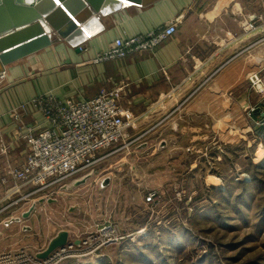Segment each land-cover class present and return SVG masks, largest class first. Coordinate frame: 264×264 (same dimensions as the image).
I'll return each instance as SVG.
<instances>
[{
    "label": "crops",
    "instance_id": "0c3cea01",
    "mask_svg": "<svg viewBox=\"0 0 264 264\" xmlns=\"http://www.w3.org/2000/svg\"><path fill=\"white\" fill-rule=\"evenodd\" d=\"M178 15L183 19L176 34L153 52L94 62L116 38L146 34ZM85 23L87 37L80 45L56 41L8 65L0 75V139L8 150L7 157L0 154V170L20 165L27 153L26 143L15 140V123L5 115L43 94L77 102L122 88L119 104L141 127L135 134L158 138L154 153L169 149L191 175L200 170L194 148L202 153L204 142L198 140L211 137V124L230 144L232 136L238 138L239 127L245 135L246 122L264 119V96L254 93L249 83L253 74L264 78V5L259 0H157L145 7L127 5L108 16L93 14ZM23 121L39 125L42 119L30 114ZM217 123L235 128L220 131ZM34 190L21 186L20 194L30 195L25 205L0 214L1 248L5 231L19 218L31 219L38 206L49 209L57 202L51 194L37 196L49 189L32 194ZM34 204V212L24 217Z\"/></svg>",
    "mask_w": 264,
    "mask_h": 264
},
{
    "label": "rangeland",
    "instance_id": "374dc122",
    "mask_svg": "<svg viewBox=\"0 0 264 264\" xmlns=\"http://www.w3.org/2000/svg\"><path fill=\"white\" fill-rule=\"evenodd\" d=\"M251 122L243 126L245 135L239 127L238 138L228 140L230 148L212 124L211 137L198 140L204 142L202 153L208 148L212 158L221 155L210 171L221 179L219 187L210 184L215 179L207 177L202 157L200 170L191 175L169 149L154 153L158 138L137 136V123L125 144L99 153L97 162L64 182L63 190L56 185L47 195L37 194H51L57 202L49 209L34 204L31 219L11 225L0 259L33 264L58 232L67 231L69 242L88 240L91 249L57 256L53 264H264V186L258 191L250 177L252 165L264 175V133L254 123L264 124V119ZM194 149L198 161L202 153ZM241 174L247 178L240 179ZM150 192L159 196L156 207L144 202ZM140 229L145 234L137 236ZM107 232L113 242L104 246Z\"/></svg>",
    "mask_w": 264,
    "mask_h": 264
},
{
    "label": "built area",
    "instance_id": "2783aa9c",
    "mask_svg": "<svg viewBox=\"0 0 264 264\" xmlns=\"http://www.w3.org/2000/svg\"><path fill=\"white\" fill-rule=\"evenodd\" d=\"M259 1L264 5V0ZM182 19L183 15H178L172 22L146 34L120 36L114 40L111 49L97 56L94 62L123 60L131 54L153 52L176 34ZM249 83L253 91L264 96V78L253 74L249 77ZM122 92V88L116 87L101 91L90 100L77 102H62L54 95L43 94L11 108L5 116L15 123L17 133L15 140L16 142L23 140L26 143L27 153L20 165H8L3 171L0 170V214L30 196L20 194L21 186L34 188L32 194L56 185L63 188L65 181L97 162L95 158L99 153L112 150L118 144H125L131 138L130 130L136 129V121L119 104ZM30 114L39 115L42 119L41 124L26 125L23 119ZM255 126H260L264 133V124L255 123ZM250 132L257 134V131ZM260 138L264 140V135ZM211 150L205 148L200 158H203L208 172L207 177L215 179L209 183L213 187H219L221 179L213 176L210 171L215 170L216 163L221 161V155L212 158L209 154ZM221 152L219 149V153ZM0 154L8 156L7 147L2 139ZM244 178L247 176L241 174L240 179ZM11 182L13 185L9 184ZM158 199L156 192H150L144 202L147 206L156 207V204L160 203ZM110 233L107 232L104 236H109L102 242L104 246L113 242ZM143 234L145 229H140L137 236ZM78 243L75 245V242H69L55 250L45 260H39L35 256L33 264H53L57 256H65L67 253L79 255L83 247H86L84 250L91 249L88 240H78ZM21 258L23 256L20 255L19 259ZM10 261L8 257H3L0 264H14Z\"/></svg>",
    "mask_w": 264,
    "mask_h": 264
},
{
    "label": "water",
    "instance_id": "95a60500",
    "mask_svg": "<svg viewBox=\"0 0 264 264\" xmlns=\"http://www.w3.org/2000/svg\"><path fill=\"white\" fill-rule=\"evenodd\" d=\"M156 1L0 0V75L8 65L49 48L56 41L80 45L86 39L83 26L93 14L108 16L130 4L145 7ZM33 211L34 206L24 217ZM68 243L69 233L60 231L36 258L45 260Z\"/></svg>",
    "mask_w": 264,
    "mask_h": 264
},
{
    "label": "trees",
    "instance_id": "16d2710c",
    "mask_svg": "<svg viewBox=\"0 0 264 264\" xmlns=\"http://www.w3.org/2000/svg\"><path fill=\"white\" fill-rule=\"evenodd\" d=\"M226 149H227V144H226ZM252 171L250 172V177L252 179V182H254L255 187L258 191H260L261 187L264 186V181H262V175L260 171H258V168L252 165ZM219 178V177H218ZM246 192L248 191L247 189L245 190ZM95 264H102L101 262H96ZM105 264V263H103Z\"/></svg>",
    "mask_w": 264,
    "mask_h": 264
},
{
    "label": "bare ground",
    "instance_id": "6f19581e",
    "mask_svg": "<svg viewBox=\"0 0 264 264\" xmlns=\"http://www.w3.org/2000/svg\"><path fill=\"white\" fill-rule=\"evenodd\" d=\"M131 5V4H130ZM86 34H87V32H86ZM89 35V34H88ZM261 161L260 162H264V159H260Z\"/></svg>",
    "mask_w": 264,
    "mask_h": 264
}]
</instances>
